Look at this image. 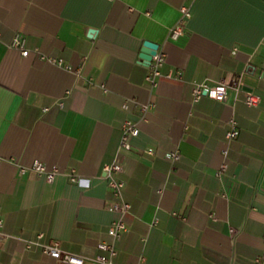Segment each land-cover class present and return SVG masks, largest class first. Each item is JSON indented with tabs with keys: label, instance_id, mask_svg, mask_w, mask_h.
Masks as SVG:
<instances>
[{
	"label": "crops",
	"instance_id": "crops-1",
	"mask_svg": "<svg viewBox=\"0 0 264 264\" xmlns=\"http://www.w3.org/2000/svg\"><path fill=\"white\" fill-rule=\"evenodd\" d=\"M146 40L165 52L155 84ZM203 81L227 82L225 98L195 100ZM112 160L131 203L119 238ZM39 233L87 264L101 241L116 264H264V0H0V264H62L26 247Z\"/></svg>",
	"mask_w": 264,
	"mask_h": 264
},
{
	"label": "built area",
	"instance_id": "built-area-1",
	"mask_svg": "<svg viewBox=\"0 0 264 264\" xmlns=\"http://www.w3.org/2000/svg\"><path fill=\"white\" fill-rule=\"evenodd\" d=\"M180 10L184 17L190 15V9L186 4L180 6ZM184 32V27L181 24H175L170 28L169 35L171 38L176 39ZM12 46L19 48L24 55L29 54L30 50L26 47V38L21 33H17L11 42ZM53 61L57 62L60 65H65L68 68L72 66L64 62L62 58H51ZM165 60L164 50L157 49L153 55L152 61L150 63V70L147 74V79L151 83H156V78L160 72V66ZM228 90V83L223 81L220 83L212 84L207 81L197 83L194 87V98L198 100L202 95L207 94L216 99L222 100L225 98ZM260 100V95L254 93L251 90L246 91L245 101L248 104H256ZM126 106V104H125ZM146 107V106H145ZM235 122V121H233ZM140 129L137 123L131 119L126 118L122 125L120 148L129 149L132 145V138L139 134ZM239 132L237 127H232L227 132V137H234ZM150 152H153V149H149ZM167 155L172 159H179L181 154L178 150H171ZM31 168L34 169L38 174L45 176L48 181H53L60 169L57 166L49 168L41 160H35ZM21 170L24 172L26 167H22ZM103 170L106 173L108 179V185L110 186L115 200L112 207L119 211L121 216L115 219L109 226L108 232L113 236V238H119L127 230V223L124 219V215L130 210L131 203L127 201L124 197V190L126 186V180L123 177H120L118 173L122 170V165L118 160H112L104 163ZM70 179L76 181L78 175L76 170L72 168L69 171ZM43 233H39L38 236L34 239H30L26 242V247L31 248L33 246H39L44 253L54 257L59 260L62 264H87L84 257L64 250L58 240L52 242H45L42 240ZM98 246L105 251V253H99L95 256V261L99 264H116L113 257L117 253V249L112 242L101 241Z\"/></svg>",
	"mask_w": 264,
	"mask_h": 264
},
{
	"label": "water",
	"instance_id": "water-1",
	"mask_svg": "<svg viewBox=\"0 0 264 264\" xmlns=\"http://www.w3.org/2000/svg\"><path fill=\"white\" fill-rule=\"evenodd\" d=\"M159 48V45L150 40L144 41V47L142 48V53L140 56L145 59L148 63L152 61L153 55Z\"/></svg>",
	"mask_w": 264,
	"mask_h": 264
}]
</instances>
